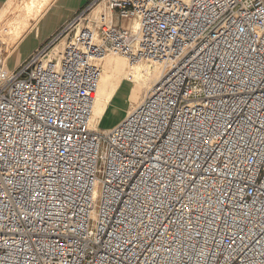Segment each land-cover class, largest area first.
Instances as JSON below:
<instances>
[{
	"label": "built area",
	"instance_id": "2783aa9c",
	"mask_svg": "<svg viewBox=\"0 0 264 264\" xmlns=\"http://www.w3.org/2000/svg\"><path fill=\"white\" fill-rule=\"evenodd\" d=\"M6 48L0 264H264V0H89ZM107 55L161 74L103 134Z\"/></svg>",
	"mask_w": 264,
	"mask_h": 264
},
{
	"label": "bare ground",
	"instance_id": "6f19581e",
	"mask_svg": "<svg viewBox=\"0 0 264 264\" xmlns=\"http://www.w3.org/2000/svg\"><path fill=\"white\" fill-rule=\"evenodd\" d=\"M128 28L136 33V22L130 23ZM0 37L6 46L10 45L6 35H0ZM63 43L64 41L61 42V45ZM60 48L61 46L57 49ZM10 55L11 52H7L2 56L5 70L4 64ZM100 65L101 74L94 95L89 128L92 132L100 133L99 128L104 127L107 130L103 134H106L116 121L122 117L124 119L131 109L139 103L141 94L151 89L161 74V68L155 63L150 65L138 62L130 64L125 58L117 55H107L102 59ZM129 106L131 108H128ZM110 108L115 109L117 113L115 115L114 112L108 113Z\"/></svg>",
	"mask_w": 264,
	"mask_h": 264
},
{
	"label": "crops",
	"instance_id": "0c3cea01",
	"mask_svg": "<svg viewBox=\"0 0 264 264\" xmlns=\"http://www.w3.org/2000/svg\"><path fill=\"white\" fill-rule=\"evenodd\" d=\"M88 2L89 0H0V32L7 36L12 46L15 45L10 51L9 62L24 55L22 61L29 57ZM60 46L61 44L58 47Z\"/></svg>",
	"mask_w": 264,
	"mask_h": 264
},
{
	"label": "rangeland",
	"instance_id": "374dc122",
	"mask_svg": "<svg viewBox=\"0 0 264 264\" xmlns=\"http://www.w3.org/2000/svg\"><path fill=\"white\" fill-rule=\"evenodd\" d=\"M0 35H3V33H1L0 32ZM5 42V41H4ZM15 46V45H14ZM14 46H12V44H8L7 45V52H10L11 50H12V47H14ZM59 50V49H58ZM7 52H5V53H7ZM25 56V55H24ZM24 56H22L20 59H18V60H16V61H13V62H9V60L7 61L6 60V64H4L5 66H6V70H5V72L7 73L8 71H10L11 69H13V67L15 66V65H18L21 61H22V59H24ZM8 59V58H7ZM144 94L145 93H142L141 94V96H140V100H139V102L142 100V97L144 96ZM128 108H131V106H129ZM114 112V115H115V113H117V111L115 110V109H109V111H108V113H113ZM108 117V116H107ZM123 119V117L122 118H120L118 121H116L115 123H114V125H116L118 122H120L121 120ZM114 125L113 126H111L110 127V129H112L113 127H114ZM107 129H104V127H102V128H99V132H104V131H106Z\"/></svg>",
	"mask_w": 264,
	"mask_h": 264
}]
</instances>
